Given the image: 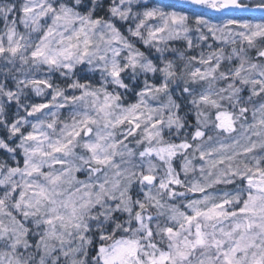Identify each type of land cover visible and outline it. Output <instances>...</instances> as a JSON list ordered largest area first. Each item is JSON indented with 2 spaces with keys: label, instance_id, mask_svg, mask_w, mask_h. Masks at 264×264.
<instances>
[{
  "label": "clouds",
  "instance_id": "1",
  "mask_svg": "<svg viewBox=\"0 0 264 264\" xmlns=\"http://www.w3.org/2000/svg\"><path fill=\"white\" fill-rule=\"evenodd\" d=\"M0 264H264V0H0Z\"/></svg>",
  "mask_w": 264,
  "mask_h": 264
}]
</instances>
